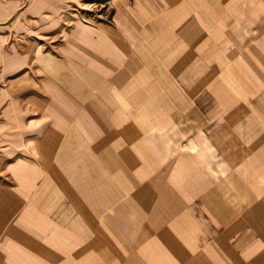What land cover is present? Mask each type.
<instances>
[{
  "label": "crops",
  "instance_id": "1",
  "mask_svg": "<svg viewBox=\"0 0 264 264\" xmlns=\"http://www.w3.org/2000/svg\"><path fill=\"white\" fill-rule=\"evenodd\" d=\"M85 1L0 0V264H264V0Z\"/></svg>",
  "mask_w": 264,
  "mask_h": 264
},
{
  "label": "rangeland",
  "instance_id": "2",
  "mask_svg": "<svg viewBox=\"0 0 264 264\" xmlns=\"http://www.w3.org/2000/svg\"><path fill=\"white\" fill-rule=\"evenodd\" d=\"M87 1L88 0L77 8H70L66 10L65 13L70 16L73 12L75 17L94 22H99L105 18H109L111 13H113L114 6L111 4L103 5V0H91L92 2Z\"/></svg>",
  "mask_w": 264,
  "mask_h": 264
}]
</instances>
